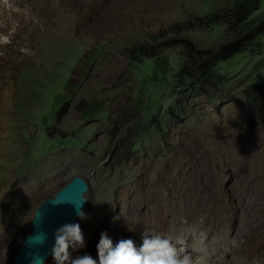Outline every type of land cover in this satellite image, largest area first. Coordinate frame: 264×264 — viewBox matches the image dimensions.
<instances>
[{
	"label": "rangeland",
	"instance_id": "rangeland-1",
	"mask_svg": "<svg viewBox=\"0 0 264 264\" xmlns=\"http://www.w3.org/2000/svg\"><path fill=\"white\" fill-rule=\"evenodd\" d=\"M5 1L0 264L11 261L42 198L73 175L88 185L84 218L74 222L86 247L73 257L89 255L101 232L115 239L119 189L152 169L160 178L171 175L167 170L208 165L226 183L223 188L218 182V193L206 191L209 214L215 220L253 215L264 221V125L248 124L242 94L248 84L264 82V32L217 61L214 71L207 63L202 80L201 71L192 69L196 57L264 17V0L232 29L226 22L205 27L203 17L235 0H27L20 5L17 65L10 52L13 0ZM147 45L161 52L129 60L131 50ZM188 205L195 212L192 198ZM197 231L196 237L211 238ZM256 240L261 251L255 264H264V239L258 234ZM43 264H53L51 254Z\"/></svg>",
	"mask_w": 264,
	"mask_h": 264
},
{
	"label": "bare ground",
	"instance_id": "bare-ground-1",
	"mask_svg": "<svg viewBox=\"0 0 264 264\" xmlns=\"http://www.w3.org/2000/svg\"><path fill=\"white\" fill-rule=\"evenodd\" d=\"M2 1L5 0L0 1V32L4 33L7 30L8 15L7 9L1 4ZM26 1L13 0V9H11L10 15V22L14 26L12 51L10 50V52L13 53L11 59L16 65L22 59L20 5L24 6ZM0 47L6 49V45L1 42ZM7 59L5 53L0 55V66H5L8 62ZM152 170H148L141 177V180L131 187L119 189L116 214L119 216L121 223L119 231L114 237L115 239L111 240L113 246L122 239H131L139 249L142 244V234L144 231H148L153 235L160 234L163 237L170 238L173 243L180 239L184 242L187 250L191 251L196 244L195 242L201 239L199 236L196 237V231L201 230L205 236H211L209 241L203 240L212 253L210 264H255L257 252L261 251L260 241L256 240V237L259 234L264 239V221L259 216V218H254L253 215H239V218L238 216L232 218L230 215L229 219L224 217L223 220H215V216L209 214L210 206L207 204L206 191H216L218 193L220 190L218 182L223 188L226 187V183L220 177L222 174L212 173L208 165L189 166L183 171L167 170L166 172L171 173V175L164 174V177L160 178L156 176L155 171L150 174ZM224 171L227 170L224 169L222 172L224 173ZM141 183H144V185ZM159 187H163L164 193L159 192ZM144 196L149 197L151 201L143 203ZM188 198H192L194 201L196 205L195 212L191 211ZM198 217H200V220ZM197 232L199 233V231ZM223 234H225V239L221 237ZM99 239L100 236L97 237L89 249V255L93 259H97V264L96 246Z\"/></svg>",
	"mask_w": 264,
	"mask_h": 264
},
{
	"label": "clouds",
	"instance_id": "clouds-1",
	"mask_svg": "<svg viewBox=\"0 0 264 264\" xmlns=\"http://www.w3.org/2000/svg\"><path fill=\"white\" fill-rule=\"evenodd\" d=\"M49 203L56 206L70 202L58 203L51 200ZM73 205L77 215L84 218V213L80 210L81 203L79 206ZM47 238L46 233L37 232L28 238L27 244L29 247L43 245ZM53 239L50 251L53 264H97V259H93L91 255H72L86 247V240L78 223L63 225L55 231ZM96 251L98 264H210L212 259V253L203 239L189 251L180 239L173 243L170 238L160 234L153 235L148 231L143 232L139 249L131 239H122L113 246L107 234L101 232ZM30 259L31 264H43V258L38 254L30 255Z\"/></svg>",
	"mask_w": 264,
	"mask_h": 264
},
{
	"label": "trees",
	"instance_id": "trees-1",
	"mask_svg": "<svg viewBox=\"0 0 264 264\" xmlns=\"http://www.w3.org/2000/svg\"><path fill=\"white\" fill-rule=\"evenodd\" d=\"M259 2L260 0H235L230 7L224 8L218 13L205 15L203 17L205 27L225 22L228 24L229 29L239 26L258 8ZM261 32H264V17L260 18L253 26L243 30L240 35L218 44L213 50H206V57L203 55L196 57L195 62L192 63V69L201 71L198 78L202 80L207 63L212 66L211 70L214 71L217 61L227 59L234 53L244 50L248 44L253 43L255 37ZM160 52L154 45L139 46L135 51L131 50L129 52V60L138 61L142 56L149 57ZM185 68V66L181 67L180 74L186 70ZM242 94L249 109L248 124L252 126L264 125V82L248 84L242 90Z\"/></svg>",
	"mask_w": 264,
	"mask_h": 264
},
{
	"label": "water",
	"instance_id": "water-1",
	"mask_svg": "<svg viewBox=\"0 0 264 264\" xmlns=\"http://www.w3.org/2000/svg\"><path fill=\"white\" fill-rule=\"evenodd\" d=\"M88 190V185L80 175H73L64 185L59 187L52 195H45L39 204L34 208L30 220V229L20 241L11 261L8 264H31L30 255H40L43 262L50 256L51 248L54 244L53 234L65 224L74 223L77 213L74 205L79 206L80 210L84 207V193ZM83 199V201H81ZM56 200L63 203L56 206L49 202ZM42 217V220H41ZM36 218V220H35ZM35 220V222H33ZM47 234V240L43 245L29 247L27 240L37 232Z\"/></svg>",
	"mask_w": 264,
	"mask_h": 264
}]
</instances>
